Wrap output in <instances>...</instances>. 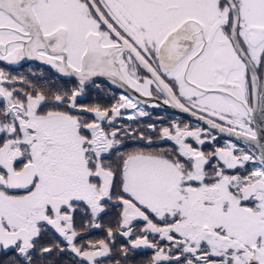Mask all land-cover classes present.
Here are the masks:
<instances>
[{
    "label": "snow or ice",
    "instance_id": "6c2138e0",
    "mask_svg": "<svg viewBox=\"0 0 264 264\" xmlns=\"http://www.w3.org/2000/svg\"><path fill=\"white\" fill-rule=\"evenodd\" d=\"M0 64V264H264V0H0Z\"/></svg>",
    "mask_w": 264,
    "mask_h": 264
},
{
    "label": "flooded vegetation",
    "instance_id": "af4514ba",
    "mask_svg": "<svg viewBox=\"0 0 264 264\" xmlns=\"http://www.w3.org/2000/svg\"><path fill=\"white\" fill-rule=\"evenodd\" d=\"M0 67H3V65L0 64ZM8 70L12 71L13 75H17V74H19V75H28L29 70H32V71L37 72V73H39L40 71H43L45 76H50L51 75V71L48 69L47 66L39 65L37 62H28V63H25L23 66H13V67L9 68ZM94 97H95V94H93L92 96L88 97L83 102L84 103H91ZM156 115H163L166 119L175 117L177 119H181V120H184L186 122L196 123L191 117L187 116L186 114L180 113L178 110H172V109L156 110L154 112L153 119H155ZM145 122L146 121L142 120V123H145ZM103 236H104V233L100 232V231H98L95 234V238H103ZM150 254L151 253L148 252L142 258L146 259L147 256L150 255Z\"/></svg>",
    "mask_w": 264,
    "mask_h": 264
},
{
    "label": "water",
    "instance_id": "95a60500",
    "mask_svg": "<svg viewBox=\"0 0 264 264\" xmlns=\"http://www.w3.org/2000/svg\"><path fill=\"white\" fill-rule=\"evenodd\" d=\"M187 115V114H186ZM188 116V115H187Z\"/></svg>",
    "mask_w": 264,
    "mask_h": 264
}]
</instances>
